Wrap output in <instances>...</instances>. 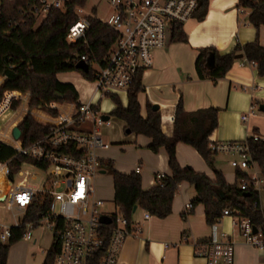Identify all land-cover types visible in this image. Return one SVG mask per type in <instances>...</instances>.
Listing matches in <instances>:
<instances>
[{
	"label": "trees",
	"instance_id": "obj_1",
	"mask_svg": "<svg viewBox=\"0 0 264 264\" xmlns=\"http://www.w3.org/2000/svg\"><path fill=\"white\" fill-rule=\"evenodd\" d=\"M26 2V0H24ZM15 0L13 3H4L0 8V76L7 81L0 89V103L8 93L30 95L29 108L42 110L51 116H58L59 111L49 107L53 104L77 103L80 95L73 85L62 84L58 77L63 74L78 73L81 77L93 83L95 71L93 66H103L111 48L118 39V34L101 24L95 18L89 19L90 29L87 33V43L68 42L70 28L77 22L76 6H85V1L75 0L70 3L65 12L52 11L47 19L37 28L35 22L30 21L19 27H9V22L20 19L19 10L23 3ZM209 0H202L195 19L203 21L208 14ZM239 7L251 12L249 22L255 28L264 27V0H239ZM171 42L187 43L188 38L183 26H176L170 33ZM215 57V68L210 71L206 67L210 56ZM243 55L246 63L256 64L258 75L264 78V48L256 41L246 46H237L229 54L221 55L215 48H204L199 51L196 69L200 80H211L218 83L227 77L236 57ZM87 58L90 72L85 74L76 70V65ZM144 91L142 75L139 76L128 95V105H123L122 99L117 96H108L115 105L111 116L126 124V130L131 135L145 136L150 140L149 150L155 154L164 150L169 159L170 175L157 178V184L150 190L142 187L140 174L124 175L117 172L110 165L108 172L113 177L115 189V205L117 210L126 218L129 226L133 223L134 209L140 208L150 216L166 219L172 214V205L180 185L187 183L195 188L197 198L194 205H204L209 225H214L222 219L226 210L239 213L243 218L251 220L252 225L263 229L264 213L256 207L259 204V194L253 190L244 192L239 188V182H248L249 176L242 171L237 172V183L230 186L220 171L215 168L216 153L211 146L216 145L219 129V114L216 109L200 110L187 113L184 110L183 97L180 96L174 112V126L171 136L165 135L162 130L163 119L160 111H154L153 105L147 106V117L141 115L138 96ZM62 95V100L55 99ZM15 95H9L2 106L9 109L10 102ZM23 100L14 101L12 110L17 111L18 120L27 111L29 97L20 96ZM13 111V112H14ZM38 118L46 117L34 112ZM22 132L21 142L29 146L42 139L49 132V127L38 123L28 115L19 124ZM250 149L254 163L261 169L264 167V141L250 138L245 141ZM186 144L195 149L212 169L215 179L197 173L191 168L183 169L178 161L177 146ZM7 164V165H6ZM25 164L33 165L38 169H46L40 162L17 155L14 149L0 143V203H5L12 188L14 179L18 176ZM3 166V168H2ZM245 194H250L246 197ZM49 201L36 197L33 204L27 209L20 227L11 229L12 237L8 242L0 240V264L8 263L11 247L22 241L27 232L26 225L33 224L40 227L39 222L47 213ZM187 221V216H184ZM58 228L62 223L57 221ZM60 245L58 235L54 236V243L48 251L44 264H55ZM99 262V256L93 264Z\"/></svg>",
	"mask_w": 264,
	"mask_h": 264
},
{
	"label": "crops",
	"instance_id": "obj_2",
	"mask_svg": "<svg viewBox=\"0 0 264 264\" xmlns=\"http://www.w3.org/2000/svg\"><path fill=\"white\" fill-rule=\"evenodd\" d=\"M242 10L244 13H241ZM250 14L249 10L239 7V0H209L206 18L203 21L194 20L187 28L183 26L187 43L171 42L169 38L164 49L155 51L152 67L142 74L144 91L138 96L142 117H147L149 104L159 106L163 133L171 136L175 107L182 96L187 113L208 109L220 112L217 144L245 142L250 138L264 141V113L260 112V106L264 104V78L259 77L257 67L246 63L245 59L238 60L227 77L216 84L209 79L200 80L196 69L199 51L204 48H215L221 55L233 52L237 46L244 47L256 41L264 48V27L257 29L252 26L249 22ZM58 80L62 84L73 85L80 95V101L99 98L94 96L93 83L84 80L78 73L59 75ZM6 81V78L0 76V89ZM9 95H15L11 102L21 99L22 96L17 92L8 93L7 96ZM30 100L29 97L27 111L19 121L5 131L7 139L28 115L33 117L34 112H38L45 116L43 111L29 108ZM103 101L100 103L102 106ZM124 101L123 105L127 107L128 98H124ZM57 106L62 107L61 104ZM103 108L108 114L106 116L111 117L112 112ZM115 109L116 105L112 102V111ZM17 111L19 109L14 112ZM244 116L247 117L245 122L242 120ZM42 120L36 121L44 125L43 122L49 119ZM119 122L120 130L113 131L112 124L104 127L110 137V141L105 142L111 148L101 153L106 162L101 177L110 176L109 165L124 175L137 173L140 168L142 187L146 191L150 190L156 186L158 175H170L168 155L164 150L158 154L150 151V140L147 137L128 135L126 124ZM177 157L183 169L191 168L212 180L215 179L212 169L192 147L178 144ZM233 159L227 154H218L214 159L215 168L223 173L230 186L238 182V170H234L230 164ZM242 172L249 179H264V167L261 169L256 163L250 170ZM110 177L113 189L110 192L115 199L114 181ZM241 184L239 182V188ZM12 189L13 187L10 192ZM105 191L100 190L98 195L101 198L107 196L108 191ZM196 198L195 188L184 183L180 185L174 199L172 214L166 219L153 216L146 219L147 212L137 208L133 217L132 235L121 248L118 264H207L204 259L195 256L196 244L209 240L211 236L206 208L204 205H194ZM259 198V203L264 208V188L260 191ZM189 204L193 205L190 212L186 209ZM20 215L21 219L16 214L10 219L0 214V225L16 227L24 217L23 212ZM184 216H187V221ZM219 231L235 244V264H264V247L248 244L234 226L231 217H224L220 221ZM53 243L52 231L43 226L34 228L30 239H23L11 247L7 264H44Z\"/></svg>",
	"mask_w": 264,
	"mask_h": 264
},
{
	"label": "built area",
	"instance_id": "obj_3",
	"mask_svg": "<svg viewBox=\"0 0 264 264\" xmlns=\"http://www.w3.org/2000/svg\"><path fill=\"white\" fill-rule=\"evenodd\" d=\"M14 1L0 0V8L4 3ZM73 1L75 0H26L19 10L20 19L10 21L8 25L15 28L34 21L37 28L50 12H65ZM82 1L86 4L87 0ZM105 1L112 9L107 20H99L92 14H86L84 6H76L78 20L68 33L69 43L86 44L89 19L95 18L118 34L105 63L97 66L98 70L95 71L94 96L99 97L98 100H79L77 103L61 104L62 107L51 105L49 108L59 111V115L54 117L43 111L49 119L47 123L43 122L49 127V132L29 146H24L21 139L15 141L13 132L9 134V139L0 141L14 149L17 155L46 166V169H40L47 174L42 190L29 184V174L22 167L18 174L22 180L15 190H11L5 203L8 211L18 210L25 215L36 197L49 201L48 211L43 215L39 226L47 227L54 236L58 235L60 249L55 264H93L98 256L97 264H118L121 248L132 235V225L129 226L119 210L115 215L99 212L104 202L96 197L95 181L106 166L101 153L111 148L102 135L104 127L111 124L102 119L108 114L100 103L108 96L128 97L139 76L152 67L154 52L166 47L170 33L176 26H184L195 19L202 0ZM81 61L87 62V58L82 57ZM252 66L257 67L256 64ZM242 120L245 122L247 117L244 116ZM211 148L217 155L232 156L234 159L230 164L234 170L248 171L254 165L246 142L216 144ZM139 173L140 168L137 169V174ZM157 178L161 180L162 175ZM263 188L264 179L260 177H253L240 186L244 192L253 190L258 194ZM256 207L264 213L260 203ZM186 209L190 212L193 205H187ZM103 217H110L112 224L104 225ZM149 217L146 213L145 218ZM224 217L233 219L234 226L248 244L264 247L262 228H255L250 219L229 210L224 211L222 219ZM221 220L211 225L210 239L197 243L195 247V256L204 259L207 264H235V244L219 231ZM57 221L62 223L60 228ZM21 225L22 222L16 227ZM26 228L23 239H30L35 226L28 224ZM11 229L0 225V240L3 243L12 237ZM254 229L258 230V234L254 233Z\"/></svg>",
	"mask_w": 264,
	"mask_h": 264
},
{
	"label": "rangeland",
	"instance_id": "obj_4",
	"mask_svg": "<svg viewBox=\"0 0 264 264\" xmlns=\"http://www.w3.org/2000/svg\"><path fill=\"white\" fill-rule=\"evenodd\" d=\"M84 12L86 14H92L93 16H95L99 20H107L109 15L112 13V9H111L110 5L105 0H87L86 4L84 6ZM194 20H196V19H193V20L189 21L188 23H186L184 25V27L187 28L189 26V24L191 22H193ZM93 70L97 71L98 67L96 65H94L93 66ZM7 95L4 98V100L0 103V141L1 140H7V136L5 135V131L10 130L11 127L18 120L17 113L13 112L14 110L13 111L9 110V109L12 110L11 106H12L14 101L9 105L10 106L9 109L7 107H5V106H2L4 104V102L6 101L7 97H8ZM22 96L23 97L29 96L30 99H31L30 95H22ZM16 101L20 102L21 105L23 103L22 99H19V100H16ZM122 102L125 103L124 98H122ZM102 104H103V107H105L110 112H112V102L111 101L104 100L102 102ZM19 108H20V106H19ZM257 112L259 113V110ZM33 117H34V119H36L38 121H43L42 120L43 118H45V119L47 118V117H43V116L41 118H38L37 116H35V114L33 115ZM45 123H47V121H45ZM110 124L113 125V131H114V129L116 131L121 129V123L117 119L112 117V116H111ZM107 127H109V126H107ZM106 132L107 131L103 130L102 131V133H103L102 135H103L104 140L106 142H109L110 141V137H109V135ZM23 171L25 173L29 174V177H28L29 184L34 186V187H36L38 190H42V188H43V186H44V184H45V182L47 180V174L44 171H42L40 169H37V168L33 167L32 165H28V164H25L23 166ZM110 176L109 175H106L104 177L100 176V177H97V179L95 181V186H96V191H97V194H96L97 196L96 197H97V199L102 200L104 202V206L99 209V212H101L102 214H105V215H115L117 213V211H118L117 208H116L115 202H114V196L110 192V190L112 189L111 188V183H110V180H109L111 178ZM21 180L22 179L19 178L18 176L15 177L13 185H12L14 190L17 188V186H18V184H19V182ZM100 190H102V191L106 190L105 191L106 193L108 191L107 196L101 198L98 195L100 193ZM18 212L19 211H17V210H14L12 212L8 211L7 210V203H0V214L1 215H4V216L6 215L8 218L11 219L13 214H16V215H18V219H21L20 212L19 213ZM45 228H47V227H45ZM47 230H49V229L47 228Z\"/></svg>",
	"mask_w": 264,
	"mask_h": 264
},
{
	"label": "water",
	"instance_id": "obj_5",
	"mask_svg": "<svg viewBox=\"0 0 264 264\" xmlns=\"http://www.w3.org/2000/svg\"><path fill=\"white\" fill-rule=\"evenodd\" d=\"M243 59H244L243 55H239V56L236 57L237 61L238 60H243ZM206 67L210 71L214 70V68H215V57L213 55L208 58L207 63H206ZM76 70L81 71V72H83L85 74H88L90 72L89 65L86 62H84V61H80V62L77 63ZM55 99L62 100L63 96L62 95H56ZM153 110L156 111V112L160 111V107L157 106V105L153 106ZM260 112L264 113V104L262 106H260ZM102 119L105 122H109L111 117L110 116H103ZM126 133L128 135H131L130 130H126ZM21 136H22L21 130L19 129L18 126L15 127L14 130H13V138L15 139V141H19L21 139ZM245 196L249 197L250 194H245ZM136 211H137V207L134 209V213H136ZM102 223L104 225H111L112 224V219L110 217H103L102 218ZM254 233L258 234V230L254 229Z\"/></svg>",
	"mask_w": 264,
	"mask_h": 264
}]
</instances>
